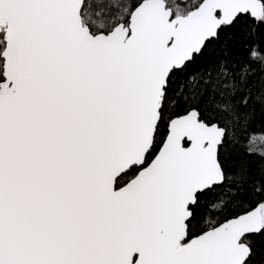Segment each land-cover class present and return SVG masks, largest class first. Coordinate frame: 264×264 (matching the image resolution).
I'll list each match as a JSON object with an SVG mask.
<instances>
[{"label": "snow or ice", "instance_id": "obj_1", "mask_svg": "<svg viewBox=\"0 0 264 264\" xmlns=\"http://www.w3.org/2000/svg\"><path fill=\"white\" fill-rule=\"evenodd\" d=\"M0 264H264V0H0Z\"/></svg>", "mask_w": 264, "mask_h": 264}]
</instances>
